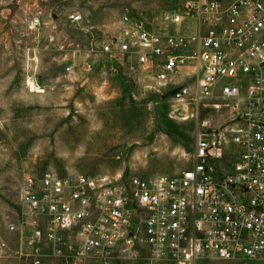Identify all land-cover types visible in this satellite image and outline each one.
<instances>
[{
    "label": "built area",
    "instance_id": "built-area-1",
    "mask_svg": "<svg viewBox=\"0 0 264 264\" xmlns=\"http://www.w3.org/2000/svg\"><path fill=\"white\" fill-rule=\"evenodd\" d=\"M184 16L196 21L191 34L174 28ZM162 23L126 10L101 51L127 56L174 115L225 107L230 122L199 133L178 175L25 173L20 203L36 259L45 246L70 264L143 252L153 264L264 260V0H188Z\"/></svg>",
    "mask_w": 264,
    "mask_h": 264
},
{
    "label": "rangeland",
    "instance_id": "rangeland-1",
    "mask_svg": "<svg viewBox=\"0 0 264 264\" xmlns=\"http://www.w3.org/2000/svg\"><path fill=\"white\" fill-rule=\"evenodd\" d=\"M187 1L0 0V264H70L45 246L33 255L20 203L25 173L178 175L191 166L199 133L230 122L225 107L174 115L170 99L146 87L127 56L101 51L126 10L159 28ZM190 22L184 16L174 28L191 34ZM115 264L153 263L143 252Z\"/></svg>",
    "mask_w": 264,
    "mask_h": 264
},
{
    "label": "crops",
    "instance_id": "crops-1",
    "mask_svg": "<svg viewBox=\"0 0 264 264\" xmlns=\"http://www.w3.org/2000/svg\"><path fill=\"white\" fill-rule=\"evenodd\" d=\"M188 17V16H187ZM189 18V17H188ZM189 20H191L190 24L192 25V29L195 31L196 29V21L195 19L189 18ZM238 260V259H237ZM229 261V260H227Z\"/></svg>",
    "mask_w": 264,
    "mask_h": 264
}]
</instances>
